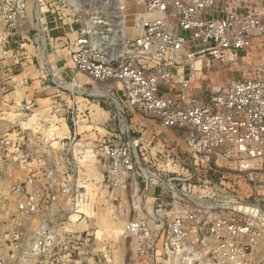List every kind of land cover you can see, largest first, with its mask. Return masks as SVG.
Segmentation results:
<instances>
[{
    "label": "built area",
    "instance_id": "2783aa9c",
    "mask_svg": "<svg viewBox=\"0 0 264 264\" xmlns=\"http://www.w3.org/2000/svg\"><path fill=\"white\" fill-rule=\"evenodd\" d=\"M218 2L0 0V55L17 59L4 66L7 72L25 66L32 45L42 55L40 68L51 70L45 84L65 88L49 54L65 50L76 72L95 83H120L130 111L183 130L187 146L179 161L165 149L152 157L131 136L127 108L94 143L80 136L78 112L69 137L53 135V124L39 113L35 130L6 129L0 264H44L63 243L82 239L86 231H75L76 224L113 200L133 213L123 222L134 243L130 264H264V197L257 186L244 197L240 185L264 176V61L255 73L215 87L208 100L192 92L191 75L179 73L198 58L237 63L256 40L264 44V0ZM53 23L63 32L52 33ZM175 83L179 91L165 95ZM9 84L0 81V89ZM19 105L18 114L35 115L31 102Z\"/></svg>",
    "mask_w": 264,
    "mask_h": 264
},
{
    "label": "rangeland",
    "instance_id": "374dc122",
    "mask_svg": "<svg viewBox=\"0 0 264 264\" xmlns=\"http://www.w3.org/2000/svg\"><path fill=\"white\" fill-rule=\"evenodd\" d=\"M221 4L222 0H219L216 7H219ZM28 49V61L24 64L25 66L23 69L18 72L12 70L9 73L4 68L5 65H11L17 60L15 56L9 53L6 54L3 59V55H0V81H5V83L12 82V84L17 86L15 90L10 87H7L5 91L0 89V109L4 110L2 120L0 121V135L6 129L17 125L35 130L38 121L37 115L39 113L42 115L46 114V116L42 117H44L47 122L53 124V135L69 137L70 129L74 125L72 116H76L78 112L79 121L77 126L82 139L87 142L89 141V143L102 141L104 137L107 136V123L112 122L113 119H115L114 115L122 108L129 109L124 102L126 99L124 87L120 83L118 84V82L114 81L95 83L88 75L75 72L71 77H67L63 80L62 83L65 88L56 87L51 81L49 84H52L54 88L49 91L47 97L36 100L29 94L31 88L29 86L32 80H35L37 77L42 78L51 71L40 68L38 64V61L42 62V55L40 52L36 51L32 45L29 46ZM229 57H231V55H229ZM54 59L55 57L53 55L50 56L51 61ZM263 61L264 44L259 43V40H256V44L253 46L252 50L246 53L242 52L237 63L232 62L230 59L221 61L220 59L211 58L212 76L216 78L212 86L217 87L226 80L234 77L251 75L257 71V65L261 64ZM33 74L36 75L30 77L29 85L22 86L19 84L21 79ZM8 78H11V80H7ZM50 78H52V76ZM84 90L88 93H92V95H83L82 91ZM213 91L214 89L211 92ZM22 99L31 102V109L35 115L18 114V109L21 108L19 103ZM128 121L125 122L126 125L130 124L129 119ZM64 125L67 126L68 129ZM119 125L121 124L119 123ZM131 136L138 138L137 132H132ZM221 163L226 167L232 166V164L226 161ZM159 167L161 169L174 170L180 173L184 172L182 168H178V165L166 166L160 164ZM90 171L92 172L94 170ZM260 180L261 181H258L256 184L249 180L240 181L244 197L251 193L254 186H257L259 195L264 197V187L259 186V184L264 183V176L261 175ZM118 194H120V191L117 189L113 192V199L118 197ZM106 207H108L106 210H109L111 214L116 216L115 218L119 219L122 223L133 214L129 212L127 208L121 209L118 201L113 200V202ZM95 223V216H92V218L87 221L86 228H79V225L77 228H74L75 231H86L82 239H74L70 242L63 243L48 255L47 258L43 259L44 264L132 263L134 249L132 239L124 236L123 233L117 238L107 236V233L104 231L98 235L97 231L99 228Z\"/></svg>",
    "mask_w": 264,
    "mask_h": 264
},
{
    "label": "crops",
    "instance_id": "0c3cea01",
    "mask_svg": "<svg viewBox=\"0 0 264 264\" xmlns=\"http://www.w3.org/2000/svg\"><path fill=\"white\" fill-rule=\"evenodd\" d=\"M52 25V33L57 34L63 32L61 27H56V25L54 27V23ZM49 54L51 56L53 55L57 59V65L60 67L58 71H53L54 73H57V76L65 79L67 77H71L76 72L70 61V56L67 51L58 50L53 53L50 52ZM22 69L23 68L20 66H15L13 71L18 72ZM179 73L180 76H183L184 78L191 75L192 92L203 100L209 99L212 93L211 91L215 88L212 86V83H214V80L216 79L212 76L209 58H198L193 61L192 68H190V66L187 64L184 66L183 70L179 71ZM35 75L36 74L29 75V77L27 76L26 78L30 80V77ZM176 79L177 77H175V81H177ZM9 87L14 90L17 88L16 85L12 84V82L10 83ZM29 87H31L29 94H31L36 100L46 98L49 91L54 88L52 84L46 85L41 77H37L35 80H32ZM180 88L181 85L179 83H175L173 90H163V93L168 96L173 95L176 91H179ZM127 114L129 117H131L130 119H132V123L130 125H132L131 127L134 128V132H137L138 139L142 144V149L150 151L152 157H154L158 151L165 149L170 154H172L174 159L178 161L184 158V153L187 150V146L186 134L183 130L168 128L155 119L143 118L129 109Z\"/></svg>",
    "mask_w": 264,
    "mask_h": 264
},
{
    "label": "bare ground",
    "instance_id": "6f19581e",
    "mask_svg": "<svg viewBox=\"0 0 264 264\" xmlns=\"http://www.w3.org/2000/svg\"><path fill=\"white\" fill-rule=\"evenodd\" d=\"M65 127L68 129L67 126ZM103 211H100L98 214H95V224L99 228L97 234L99 235L101 234V232L104 231L107 233V236L117 238L120 234L123 233V223L119 219H116L115 216H113L109 210H105L104 212ZM78 225L80 226L79 228H86L87 222L83 221L80 224H76L75 228H77Z\"/></svg>",
    "mask_w": 264,
    "mask_h": 264
}]
</instances>
